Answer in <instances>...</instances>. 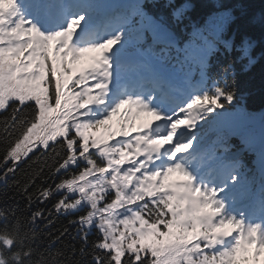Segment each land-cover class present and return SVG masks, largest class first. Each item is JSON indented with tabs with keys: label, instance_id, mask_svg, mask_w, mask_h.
<instances>
[{
	"label": "snow or ice",
	"instance_id": "snow-or-ice-1",
	"mask_svg": "<svg viewBox=\"0 0 264 264\" xmlns=\"http://www.w3.org/2000/svg\"><path fill=\"white\" fill-rule=\"evenodd\" d=\"M15 9L16 0H0V109L11 107V118L5 122V131H9L10 124V134L15 135L5 151V164L0 166L7 169L5 179L17 166L7 167V162L21 161L23 156H27L32 151L33 140L47 149L49 141L57 136L67 137L59 142V148L51 146L55 162L49 166V178L59 182L39 193V203L56 200L60 195L61 198L53 205L58 214L80 213L74 223L80 226L78 231L82 233L83 244L79 249L82 256L88 250V237L92 230H97L99 236L90 245L91 264H235L237 252L252 244L256 245L255 257L259 259L260 250L264 249V235H260L256 228L240 231L232 241L226 239L228 232L217 233V229L225 224L235 225L238 229L242 224L236 219L222 217L214 223L213 218L221 213V207L213 199L215 192L193 188L191 177L178 164L167 167L163 173L152 170L157 164L161 146L173 140V133L181 125L193 123L195 116L192 111L207 105L221 106L220 95H205L193 100L187 106V117L177 118L166 136L156 139L149 134L137 136L136 154H143L145 159L135 160L130 167L123 169L121 166L127 157L124 149L131 147L133 141L117 140L115 145L105 143L101 146L99 141L92 139L93 151H90L87 133L105 124V119L86 120L88 106L102 102L101 94L105 88V84L97 81L92 73L106 65L104 53L117 41L109 39L98 46L74 50L70 42L82 18L72 19L66 30L45 35L29 21L17 19ZM53 43L59 45L56 55L63 53L64 60L68 55L76 57L93 51H100V58L90 66L91 71L87 75L81 72L75 78L69 75L65 79L64 72L70 71L67 64L62 65L63 71L55 63L51 68L47 67L50 59L47 53ZM49 72L52 78L46 79ZM87 80L94 83L76 91V86ZM53 81L51 98L55 101V108L49 104V88L44 86L51 85ZM69 81H73L72 88L65 91ZM94 90L97 92L95 96L92 94ZM225 98L231 101L232 96L227 94ZM124 105L142 107L137 102L125 100L106 118L111 119ZM23 109L31 111L25 113ZM57 110L63 120L59 115L52 117L51 114ZM149 112L157 121L161 119L156 112ZM69 119L71 123H64ZM73 130L74 134L69 135ZM141 145H144L142 149ZM188 147V144L176 146L171 156ZM137 172H140L139 176H135ZM173 172L182 173L188 177V182L175 186L161 183L158 188L153 184L158 176L166 178ZM166 187H170L168 192L158 194ZM29 203H32L31 198ZM209 208L211 212L205 211ZM43 215L44 211L37 209L32 214L31 223L35 224ZM161 225L166 231L159 230ZM174 228L180 231L175 232ZM198 230L203 243L201 239L191 243L186 234L189 231L197 233ZM27 238V234L21 235L19 224L11 233L0 232V246L11 251L19 245V250L12 252V264H33V250L24 247ZM204 248L209 249L207 254ZM35 264H46V261L41 258Z\"/></svg>",
	"mask_w": 264,
	"mask_h": 264
},
{
	"label": "trees",
	"instance_id": "trees-1",
	"mask_svg": "<svg viewBox=\"0 0 264 264\" xmlns=\"http://www.w3.org/2000/svg\"><path fill=\"white\" fill-rule=\"evenodd\" d=\"M90 1L94 0H77L76 2L79 3L80 8L85 9L88 8L86 3ZM100 1L96 0L97 3ZM70 11L75 14L78 10L74 7ZM15 12H17V7ZM56 14H63V10H57ZM122 14H125L122 26L114 32H110L108 37V40L115 39L117 41L110 47L114 51L129 46L141 50L144 49L141 46H145L157 52H163L165 56L169 55L174 60L179 54H182L192 60L202 58L208 62L203 66L210 70L211 74H206V89L199 98L205 95H220L221 106L207 105L198 109V119L194 124L199 133H190L191 139H184V142L179 140V143L168 151V157L169 160H172L171 153L176 146L181 144L189 145L184 150L187 158L198 159V154L206 149L215 153L211 164L214 168L204 165L208 169V173L216 176L214 180H220L228 173L231 177V182L227 184V187L231 188L228 192L229 202L235 203L236 196L247 195V190H250L255 183L262 181L259 172H256L255 169V164L260 157L259 152L245 148L253 140L252 134L241 135L242 130L238 129L237 125L230 124V127H224V125L237 119L240 115L253 114L264 107V0H131L127 8L115 9L114 16L122 18ZM21 18L28 21L24 13ZM154 19L168 25L173 34V40L170 43H163L165 41L162 36L153 32ZM47 54L49 56V50ZM86 55L88 54H78L76 57L68 55L66 60L62 57L58 61L57 67L63 71L62 65L69 60L67 67L70 71L64 72L65 79L69 75L73 78L78 76L77 70H74V64H79ZM47 67H52L50 60L47 62ZM51 78L49 72L46 79ZM72 83L73 81H69L65 91L72 88ZM92 83L94 81H83L76 86V91ZM44 86L49 88L48 102L55 108V101L51 98L54 81L51 85ZM222 93L224 95H221ZM92 94L95 96L96 90ZM227 94H231V101L225 98ZM101 101L89 105L87 110V121L94 122L101 118L105 119V124L99 128L90 129L87 133L90 151H93L91 148L92 139L99 141L101 146H104L105 143L111 146L115 145L117 140H126L130 132L133 133L134 129L139 128L135 124L128 125L124 120H120L124 114L121 110L113 114L111 119H107L106 116L110 110L104 106L102 95ZM63 103L64 98H62ZM128 107L134 108L132 105H128ZM11 111V107L8 106L0 111V166L5 164L3 158L8 144L15 139V135L10 134L12 132L10 124L9 131H5V122L10 121ZM23 111L29 113L31 110L23 109ZM132 112L140 119L142 117L145 120L148 119V114H142L137 109ZM53 114V118L59 115L63 120L59 110L51 115ZM64 123H71V120ZM189 130H193V128ZM18 134L19 130L17 129L16 135ZM73 134L74 130L69 133V135ZM162 135L164 136V134ZM159 136L161 135L155 134V137ZM131 138L133 137H129V139ZM66 139L67 137L57 136L55 140L49 142L50 147L47 149L39 148L38 142H33L32 145L36 148L27 156L22 157L21 161L7 162V167H13V164L17 166L12 173L7 175L6 179L4 173L7 169L0 167V232L11 233L19 224L21 235L27 234L28 237L24 241V247H30L33 250L31 257L33 264L41 258L46 261V264H91L90 245L99 236L97 230L93 229L92 234L88 237V250L82 256L79 252L83 244L82 233L78 231L80 226L74 223L80 213L58 214L53 205L56 200L61 198L60 195H57L56 200L39 203L41 199L39 193L44 188L50 185L54 186L59 182L49 178V166L55 162L53 160L55 153L51 146L55 145L56 148H59V142ZM77 139L79 140V137ZM133 149L136 150L135 143L132 144V147L124 149L127 157L126 162L121 166L123 169L130 167L135 160L143 161L145 159L143 154L137 155ZM170 164L173 166L172 162ZM167 167L169 166L166 165L163 169L164 172ZM215 168L217 170L212 173L211 171ZM156 170L159 169L156 168ZM184 171L187 172V170ZM180 174L182 173L173 172L167 174L166 178L163 175L158 176L153 184L158 188L159 184L165 185L173 178L179 177ZM139 175L140 172L135 174V176ZM212 188H216L214 184ZM29 198L32 200L31 204ZM145 199L148 197L145 196ZM37 209L43 210L44 215L33 224L31 223L32 214ZM160 230L166 231L162 225ZM178 230V228L173 229L175 232ZM194 234L191 231L186 234L191 243H194L191 239ZM254 246L256 245H245L246 250L242 249L237 252L235 264L260 263V256L259 259L255 257L257 249H254ZM17 250H19V245L14 246L11 251L0 246V252L8 257H11L12 252ZM262 252L264 249L260 250V254ZM9 264H12L11 259Z\"/></svg>",
	"mask_w": 264,
	"mask_h": 264
},
{
	"label": "bare ground",
	"instance_id": "bare-ground-1",
	"mask_svg": "<svg viewBox=\"0 0 264 264\" xmlns=\"http://www.w3.org/2000/svg\"><path fill=\"white\" fill-rule=\"evenodd\" d=\"M28 7H30L28 5ZM30 9H32L30 7ZM40 21V20H39ZM40 23H42L40 21ZM43 24V23H42ZM89 36V40L96 39L101 36ZM203 62H200V61ZM206 59L198 58L192 60L179 54L177 59L174 60L169 55L165 56L164 61L156 64V71L161 77V80H155L147 82L146 78L138 76V79L143 81L145 90L143 93H137L135 95L129 94L126 96L124 90L120 86H116L113 94V98H106L104 106L110 111L120 104L116 100L125 101L131 100L137 102L142 107L129 108L128 105H124L121 111L124 113L120 120H124L128 125H137L138 129H134V132H130L126 140H132L133 144L137 136L151 135L156 139L155 134L158 133L161 136L162 132L168 135L171 130V124L175 122L177 118L184 119L188 115V104L193 100L199 98L202 93L205 92V79L206 74H211V71L204 67ZM150 69H155L153 65H145L143 70L147 72V78H152ZM120 77V75H119ZM188 92V93H186ZM129 109H131L129 111ZM142 114H148L147 120L142 117L141 119L132 112L134 110ZM149 111L156 112L161 119L157 121L156 117L151 115ZM183 113V116H182ZM192 115L195 116L193 123L181 125L174 133L173 139H191L190 133H199V130L195 127L197 121L198 109L192 111ZM160 127V128H158ZM193 130H189L192 129ZM191 134V135H192ZM133 137L129 139V137ZM39 145V143H38ZM168 144H164L166 146ZM132 147V146H131ZM144 145H141V149ZM39 148H44L39 146ZM134 153L136 150H134Z\"/></svg>",
	"mask_w": 264,
	"mask_h": 264
},
{
	"label": "rangeland",
	"instance_id": "rangeland-1",
	"mask_svg": "<svg viewBox=\"0 0 264 264\" xmlns=\"http://www.w3.org/2000/svg\"><path fill=\"white\" fill-rule=\"evenodd\" d=\"M89 67V62L88 61H84V60H82V61H80V63H79V65H78V67H77V71H78V73L80 74L81 72H84L85 71V69H87ZM84 87H82L80 90H82ZM79 90V91H80ZM2 109H0V111H1ZM259 115H260V111L259 112H255V113H253V114H251V115H249L248 117H247V119H246V121H247V123H248V125H246V126H244V128H243V133L244 134H250L251 133V131L253 130V132H257L258 130H256L255 129V127H254V123H255V121H256V119L259 117ZM234 121V120H233ZM259 132V131H258ZM52 141V140H51ZM51 141H49V142H51ZM33 142H37V141H35V140H33ZM42 146V145H41ZM31 147H32V151L36 148V146H34V145H31ZM23 157H25V156H23ZM214 223H215V221H214ZM160 230V229H159ZM161 231V230H160ZM191 239H193V242L195 243L196 242V240L197 239H201V242L203 241L202 240V237H201V233H200V231L198 230L197 231V233L195 234V236L194 237H191ZM203 251L205 252V254H206V251L203 249Z\"/></svg>",
	"mask_w": 264,
	"mask_h": 264
},
{
	"label": "clouds",
	"instance_id": "clouds-1",
	"mask_svg": "<svg viewBox=\"0 0 264 264\" xmlns=\"http://www.w3.org/2000/svg\"><path fill=\"white\" fill-rule=\"evenodd\" d=\"M11 257L5 256L2 252H0V264H9Z\"/></svg>",
	"mask_w": 264,
	"mask_h": 264
}]
</instances>
